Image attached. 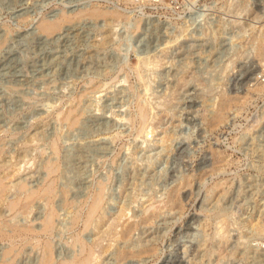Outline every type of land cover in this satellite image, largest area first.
I'll return each mask as SVG.
<instances>
[{"label":"rangeland","instance_id":"374dc122","mask_svg":"<svg viewBox=\"0 0 264 264\" xmlns=\"http://www.w3.org/2000/svg\"><path fill=\"white\" fill-rule=\"evenodd\" d=\"M191 1L0 0V226L42 224L44 197L10 209L20 183L52 181L56 213L50 232L0 236V262L37 264L48 240L52 264L83 246L93 264H264V0Z\"/></svg>","mask_w":264,"mask_h":264},{"label":"bare ground","instance_id":"6f19581e","mask_svg":"<svg viewBox=\"0 0 264 264\" xmlns=\"http://www.w3.org/2000/svg\"><path fill=\"white\" fill-rule=\"evenodd\" d=\"M84 10L78 12L77 14H82ZM85 13L87 14H91L94 16H99V15H105V16H112V17H116L118 19L119 16H121L120 11L116 10V9H102L100 7H94L87 9L85 11ZM123 15V14H122ZM69 17H71L70 15H67L66 13H63L60 17L50 20L47 19L45 20L43 18V20L41 21L39 28L41 30V32H45V33H52L55 32L57 30H61V27L63 25V22H65L66 20L69 19ZM104 17V16H103ZM119 20V19H118ZM44 33V35H45ZM47 35V34H46ZM175 40V39H174ZM169 42V41H168ZM170 44V43H168ZM168 47V46H167ZM166 49V48H165ZM258 54L260 55V60L262 62V65H264V33L262 35V37H260L259 40V44H258ZM229 100L226 102V100L222 103L221 108L219 111H217L216 115V120L215 122H220L221 120H223L224 118V110L226 108H228L229 106ZM143 105H141V113L142 115L145 117L147 114V110L145 108L142 107ZM139 108V107H138ZM48 167L49 170V174L53 171L54 165L52 163L49 162V164L46 166ZM4 179L1 178L0 179V196L2 197V193L4 191H6L8 185H6L3 181ZM54 186H53V182L52 181H48L47 183H45L43 186H39L36 188H27V184L26 183H20L19 184V189H22L25 192V195L23 197L18 196L15 199H12L9 201V206L10 209H14L18 204H20L21 201L24 200V205L27 206L30 204V202L33 199L36 198H46L48 201L47 203L49 204L48 207V211L45 214L42 224L40 227H36L34 225H12V231L9 232V230L5 229V225L4 227L0 226V236H13L15 237V235H20L23 236V234H30V233H37V234H41L42 232H50L53 225H54V217H55V210L53 207H50V200L52 198V195L54 193ZM22 191V192H23ZM97 193V192H96ZM101 194H99V192L97 194H95L93 201L90 205L89 211H88V220L95 214V212L98 210L99 206H100V201H101ZM124 214V213H122ZM2 225V224H1ZM10 226V224H7ZM132 228V227H131ZM131 230V229H130ZM129 230V231H130ZM128 231V230H127ZM127 234V233H126ZM36 235V234H35ZM48 241V240H47ZM46 241V243L43 245V255H42V259L37 263V264H52L55 260L54 254H53V250L51 248V245ZM87 248L86 247H82L81 252L79 255H76L73 258H68V259H64L63 261L60 262V264H93L92 263V258L95 255V251L94 249L91 247L88 249V251L85 253L84 251H86ZM14 251H16L15 249V244H11L10 246L5 248V255L6 254H12L14 253ZM84 252V254H82ZM122 253H124L122 251ZM4 255V254H3ZM15 255V254H14ZM13 255V256H14ZM12 256V257H13ZM7 257V256H6ZM12 258L10 256H8L7 258H5L2 262H0V264H11Z\"/></svg>","mask_w":264,"mask_h":264},{"label":"built area","instance_id":"2783aa9c","mask_svg":"<svg viewBox=\"0 0 264 264\" xmlns=\"http://www.w3.org/2000/svg\"><path fill=\"white\" fill-rule=\"evenodd\" d=\"M91 0H78V2L88 3ZM109 3L112 7L128 12L137 13H179L192 8L202 9L199 4H194L191 0H185L184 4L179 0H100ZM260 78L264 79V65L261 66Z\"/></svg>","mask_w":264,"mask_h":264}]
</instances>
